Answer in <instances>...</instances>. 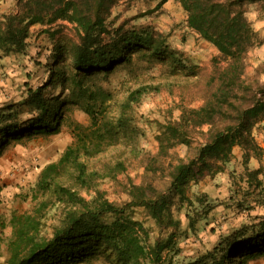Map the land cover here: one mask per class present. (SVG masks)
Listing matches in <instances>:
<instances>
[{
	"label": "trees",
	"instance_id": "16d2710c",
	"mask_svg": "<svg viewBox=\"0 0 264 264\" xmlns=\"http://www.w3.org/2000/svg\"><path fill=\"white\" fill-rule=\"evenodd\" d=\"M120 1L17 0L12 11L0 14V50L6 55L26 50L30 28L35 24L46 26L44 31L53 40L50 61L42 64L47 79L36 88L28 85L22 101L30 115L20 118L22 112L15 103L0 108V156L11 139L58 133L68 105L80 107L90 118L87 126L74 125L73 142L56 161L41 168L32 189L33 209L10 216L12 229L6 239L8 256L3 264H78L103 251L109 252L116 264H172L162 261V253L174 243L180 224L172 207L176 203L192 206L204 202L202 197L188 195V187L198 180L199 171L212 176L224 172L235 147L242 150L245 164L252 157L264 155L252 136L255 125L264 122V82L243 75L244 55L261 43L247 16L248 7L255 5L264 14V0H177L186 12L187 27L213 45L218 56L205 79L207 90L202 104L181 106L176 119L158 123L157 150L144 169L146 173L166 172L168 186L159 189L148 184L151 195L142 196L138 185L131 184L128 201L118 205L98 188L86 198L62 182L60 178L69 175L75 187L92 188L96 173L88 171L84 158L118 145L123 146V152L135 151L142 132L127 113L143 93L158 89L157 85L141 84L118 104L113 92L99 79H107L119 64L131 62L134 55L185 68L175 52L167 49L166 37L152 27L107 29L111 9ZM167 1L158 0L157 6ZM59 21L71 23L77 38L54 29ZM51 83L59 88L58 94L46 96L43 90ZM65 91L68 95L61 100ZM194 135L203 139L195 156L159 163L176 145L189 144ZM126 168L125 160L119 158L108 174L115 178ZM245 170L247 180L261 182L257 179L259 169L251 170L246 165ZM56 202L62 205V221L51 237L41 236L47 213ZM136 206L144 207L160 229L172 230L165 242H144V229L136 227L137 222L129 216ZM261 256L264 219L235 229L211 250L181 264H248Z\"/></svg>",
	"mask_w": 264,
	"mask_h": 264
},
{
	"label": "rangeland",
	"instance_id": "374dc122",
	"mask_svg": "<svg viewBox=\"0 0 264 264\" xmlns=\"http://www.w3.org/2000/svg\"><path fill=\"white\" fill-rule=\"evenodd\" d=\"M158 0H123L114 5L106 21L107 29H142L152 27L167 39V49L175 52L176 58L184 69L166 60H144L134 55L131 62L119 64L107 79L99 83L114 94L116 103L125 101L128 93L141 84L157 85V90L145 92L129 109L127 116L131 123L138 126L142 135L137 138L135 151L123 152V146L110 147L103 152L84 158L88 171H94L96 177L92 188H78L73 185L69 175L60 179L65 185L74 187L81 195L90 198L93 188L103 191L106 198L121 205L128 201L127 190L131 184L138 185L142 196L151 195L148 184L165 189L169 184L166 172L146 173L145 163L157 150L156 133L158 123L166 119H176L181 106H199L207 90L205 79L214 68L213 59L218 52L213 45L203 40L186 25V12L177 0H168L157 6ZM247 16L254 29L258 31L261 43L252 47L243 58L245 77H256L264 82V14L259 13L255 5L248 7ZM261 22L263 24H261ZM260 24V25H259ZM257 25L259 29L257 30ZM62 34L74 39L77 31L71 23L59 21L53 26ZM36 28L34 49L8 55L0 50V108L15 103L21 110L20 118L30 114L22 104L27 94V86L33 88L44 84L47 79L45 64L50 61L52 38ZM105 39L109 36L104 34ZM220 64H223L220 61ZM59 88L51 83L44 90L46 96L58 94ZM63 93L61 100L67 97ZM90 118L80 107L68 105L65 108L60 131L56 134H37L23 136L20 140L11 139L0 156V228L3 244L0 263H5L8 253L6 239L11 234L10 216L29 212L33 209L31 195L38 174L47 163L56 161L65 147L74 140V125L87 126ZM206 128V127H205ZM252 136L264 150V122L255 125ZM203 139L194 135L189 144H178L170 150L166 158L159 163H167L178 157L184 160L196 155ZM242 150L235 147L230 162L224 172L214 176L205 170L199 171L198 180L191 182L188 195L204 199L203 203L194 202L192 206L172 207L174 217L179 221L174 243L162 253L164 263L181 264L190 261L218 245L227 234L243 226L264 219V155L252 157L247 164L243 161ZM124 159L127 168L111 177L108 173L117 159ZM251 170L259 169L256 179L247 180L245 166ZM62 205L55 203L45 218L40 235L51 237L56 226L62 221ZM137 222L136 227L143 228L142 237L147 245L156 240L165 242L171 229H160L142 206L133 207L129 213ZM192 219V220H191ZM109 252H98L87 256L78 264H116L108 256ZM239 258L235 260L236 263ZM248 264H264V256L249 260Z\"/></svg>",
	"mask_w": 264,
	"mask_h": 264
},
{
	"label": "crops",
	"instance_id": "0c3cea01",
	"mask_svg": "<svg viewBox=\"0 0 264 264\" xmlns=\"http://www.w3.org/2000/svg\"><path fill=\"white\" fill-rule=\"evenodd\" d=\"M16 2L17 0H0V14L2 13H8L10 11H12L15 7H16ZM259 21H264L262 19H260ZM65 22V21H64ZM261 24H263L261 22ZM260 25V24H259ZM259 25H257V30L260 28ZM46 26L44 25H41V24H35L33 26H31L30 28V33H29V36L27 38V47H26V50H30V49H34L35 47V36H32L31 32L36 29V28H44ZM264 32V30L262 31V33ZM264 36V33L262 34ZM35 41V42H34ZM25 50V51H26ZM1 211V210H0ZM1 216V215H0ZM0 222H2L0 220ZM5 229H1L0 228V253L2 252V248H3V244L1 243V241H3V236H2V233ZM6 230H5V234H6ZM8 234V233H7ZM1 259V258H0Z\"/></svg>",
	"mask_w": 264,
	"mask_h": 264
}]
</instances>
